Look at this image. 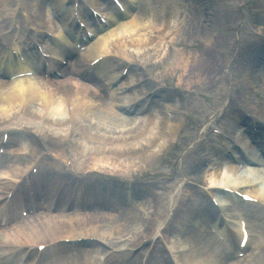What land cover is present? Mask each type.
Segmentation results:
<instances>
[{
	"label": "bare ground",
	"instance_id": "1",
	"mask_svg": "<svg viewBox=\"0 0 264 264\" xmlns=\"http://www.w3.org/2000/svg\"><path fill=\"white\" fill-rule=\"evenodd\" d=\"M3 1L11 2V0ZM91 2L96 7H101L99 0H91ZM48 5L49 4L47 3V0H36V8L33 16H28L26 14L28 17L27 22H30V25L35 26L36 28L48 27L51 30H53L51 25L54 22L60 25L67 23L68 20H66V16H62L60 19L57 17L58 8L60 5L54 4L53 0L50 1V13L53 15V20H47L45 22L43 17L45 13H48ZM14 9L15 8L9 9L10 14L14 12ZM82 14L86 24L90 25L91 20L88 19V15L84 12H82ZM143 15L144 14H141L140 16V19L142 18V20L145 19L142 17ZM119 18H121V16H119ZM142 20H139V25H132L133 20H131L116 26L115 19H113V28H110L109 31H107L102 36L97 37V41H104V45L95 48L90 46V48L87 49L82 56H77L74 59V66H72V70L65 71L67 77L63 80L34 82L33 80L24 79L18 80L14 83L0 82V130L6 129L13 124H17L19 119L23 116V113L26 112V126L28 131L30 130L35 137L39 138L41 134L47 130L46 134L49 135L51 140V142H49L43 139L42 142H38L35 141L32 136L24 135L27 141H29L28 143L35 142L42 150L52 153L54 152L58 156L64 157L67 134L78 126L77 117L75 119L74 115L82 113L85 115V119H83L84 122L83 127L81 128L80 138L83 140L82 143L86 146V152L84 154V152L80 150L83 144H75L74 149L72 150L74 158L78 157L81 159L85 157V160L91 161L93 166L95 165L94 162L96 161H100L102 164L106 165L105 163L111 164L109 163V160H112L118 164V167L127 165L125 169H128L129 166L135 167L134 163L137 159H140L141 162L143 161L144 164L150 160H154L168 147V143L171 141L174 134L177 133L180 122H174L175 119L171 120L170 118L166 117L161 109L151 110L148 106L144 108V103L140 107L141 111L146 112L144 120L140 121L136 127L131 128L128 127L129 122L127 120L120 118L119 115L110 109H104L105 97L108 100L114 95V91H112L113 95L111 94L106 96L109 88L111 89L110 84L114 78H116L121 73L122 67L130 66L131 63H134L138 53H141L138 55V57H141V60L144 59V62L142 63H147L148 60L146 57H143V52H149L152 55L155 54L160 48L159 46L165 42L164 36L168 34V32L169 35H172L167 20H163V22L159 24H151L150 26L144 25ZM7 27L8 26L4 24L1 25L0 29H6ZM141 31L143 32L141 33ZM147 32L152 33L153 36L148 38H146V36H142ZM124 35L128 36V39L124 40ZM174 35H180L179 28L174 30ZM253 40L255 43L259 41V39L254 38ZM46 46H49L48 43ZM220 47V44L215 46V48ZM208 48V54L203 57H196V62H194V65L190 67V69L194 68L191 71L195 74L193 75L191 73L190 78L197 79L198 82L201 79H205L204 77H200V71H202V69L208 68L209 59L214 54V50H212L211 46ZM50 49L53 50L59 48L53 47ZM131 51H135L137 54L134 55L131 53ZM64 53L71 55V52L65 49ZM256 53L257 52L254 51V49L250 50L248 54L243 53L240 56V65L255 66V64L258 62ZM110 54L118 56L123 62L120 64L113 62L108 63L109 61L105 60L103 61V64H99L97 66V68L102 69L100 75L101 81L97 80L90 74L84 75V78L86 79L84 80V83L81 87H76L74 85V75L80 76V65L87 64L97 56ZM175 56H178V58L176 57L174 59V70H180L182 74H185L184 72L186 71V66L183 64L186 63L187 65L190 64V62H187V60L183 62L185 56L179 52L178 55ZM220 61L221 59L219 60V63ZM138 64L141 63L139 62ZM138 64L136 67H138ZM257 67L258 71H261L259 65ZM235 68L230 70L237 76L238 70ZM135 73H137V71ZM261 74L264 78L263 71H261ZM137 75L138 74H136V76ZM136 76L133 75V73L127 75L124 81V87L120 88L121 93L128 97L129 102L135 101L137 97L144 96V92H140L138 89L134 91L131 89H126L127 86L139 82L137 79H135ZM89 86H91L92 90L89 89ZM207 86L208 84H206V88ZM186 87L192 88V85H188ZM192 92L193 88L191 91H187L188 96ZM121 93L120 95H122ZM180 96H186V92L180 94ZM52 101L55 103L54 107H52ZM144 101H146V99ZM50 103L51 105L49 106V111L51 112V117L44 123L43 127H40L38 122L35 123V121H39V116L42 115L44 110L48 109V105ZM30 105H35L33 111H31L30 108L28 109V106ZM137 106L139 105L131 108L130 111L135 110ZM260 106L261 105L250 107L245 102H242L241 104L239 101H237L232 107L234 112L238 114H247V116L250 118V124L243 125L240 123L236 124L233 121L231 122V133L237 134V143H239L243 149L246 148L249 150L250 148H253V146H256L260 143V139L256 138L259 137V135L253 136L251 134L252 129L247 127L259 125L256 123V121L264 120V114L262 112L264 111V97L262 108L259 110ZM62 109H64V113H62ZM119 110L124 114L129 113L125 112L124 108H120ZM96 111H98L97 114H95ZM252 114L255 117H252ZM63 115H65L66 118L65 116L63 117ZM87 115H89L91 120H95L93 124H91L92 122L89 124L86 118ZM234 117L235 116H233V118ZM99 123H103L105 128L102 126L99 127ZM259 126L262 127L261 125ZM115 128H117V131ZM20 143L21 139L19 140V138L16 140L11 138L7 143V154L12 153L11 159L13 162H9V164L2 165L0 167V190L7 189L10 186V180L20 177L23 174H27L26 171L30 168L33 159L39 156L38 148L29 149V151L27 150L29 153L27 152L26 156H19L20 151H24L28 148V145L25 146V144ZM226 149H228V147H226ZM226 149L224 151H226ZM231 150L233 153V146L231 147ZM7 154L5 157H7ZM5 157L0 160V165L2 161L5 160ZM240 159H242V157H240ZM221 160L223 159H220V161ZM235 160L238 161L237 159ZM220 161L217 159L215 165L217 166L220 164ZM78 168H80V166H78ZM234 169H236V167L230 168V172L227 173V176L224 178L225 180L229 179V177H235L237 175V171ZM53 173L55 175H62L64 180L61 182V180L55 176L52 181L49 180L46 186H42L40 179L42 190L40 189L39 194L43 202L47 201V203H51L53 199V196L51 198V195L53 192H55V190L57 191V185L62 186L63 192H70L72 190L76 192L78 187H83L81 184L82 182L73 183V180H68L66 182L65 179L68 177V175L64 170L62 171L61 167H58V170L53 171ZM253 173L256 174L255 179L264 178V171L262 173ZM40 174L41 176L43 175L42 172H40ZM218 177L219 174H215V178ZM85 179H87V177L83 178L82 181ZM244 181L245 179L239 180L237 182H231V185L237 186ZM254 193L264 201V186L263 188L254 191ZM93 195H95V199L99 197V195H101L103 198L116 197V192L110 190V187H102V189H98V192L96 190L90 189L88 196L93 197ZM183 202H188L189 205H192L193 208H195V212L203 219H209L214 215V210L207 205H202L198 200V196H194V198L191 196H185L181 198L178 202L180 208L177 211V214L181 212V206ZM44 204L45 203L42 204V207H46ZM113 204L121 206V202L118 200V197L114 199ZM109 208L114 211L116 210V208L112 206ZM253 209L254 210H245L246 213L244 211L248 223V229L251 232L246 248L253 246L257 251H255V253L248 254L243 260L244 262L242 264H260L264 257V211H258L256 208ZM132 211V209L126 210L123 213L125 214L124 218H127L128 216H132L134 218V213ZM186 211H189L188 208H186ZM162 213V210L158 211V215H161ZM120 219L122 220L123 218H117L112 214L97 213L93 218L88 219H77L75 217L62 219L59 216H50L47 219H34L31 223L17 222L14 223L15 226H13L14 224H11L12 226L8 225L9 227L11 226L10 229L9 227L6 229H0V264H4L8 257H10L12 254H15V252L21 248L29 250L28 246L30 247L31 245H45L55 241L58 242L59 240H75L88 237L98 239L104 238L105 232H103L101 229V224L118 222ZM195 223L196 224L193 226L194 230L189 231L188 236L191 237L192 243L197 247L198 250H200L204 264H219L218 259L227 260L229 257H231V255H228L229 252L227 251L232 248L231 243L226 244L224 249L219 248L223 245L215 242L208 235H202L203 229L200 224L201 222L196 221ZM114 226L115 228L112 229V232H114V235L116 234V236L119 238H121L123 234H129L132 228L126 222H118V224H115ZM148 227V224L144 226V230H142L143 234L148 230ZM150 228H152L151 225ZM234 230L235 232H233L231 238L236 239L235 241L237 243L238 235L236 228H234ZM136 239L137 235L134 236L132 241L135 242ZM127 247L130 248L132 246L128 245ZM134 247H136V245ZM64 249L65 247L63 246L62 251ZM75 254V258L79 255L84 256L86 255V251L76 250ZM21 255H23V251H21L20 254L15 257V259L19 260V256ZM34 255L35 253L32 251L29 262L33 259ZM45 259L48 260L47 255H45ZM59 259L60 256L58 254L57 260ZM72 261L73 260H66L63 262H57L55 264H75L72 263ZM92 262L83 264H91ZM237 263L238 262L230 264Z\"/></svg>",
	"mask_w": 264,
	"mask_h": 264
},
{
	"label": "rangeland",
	"instance_id": "2",
	"mask_svg": "<svg viewBox=\"0 0 264 264\" xmlns=\"http://www.w3.org/2000/svg\"><path fill=\"white\" fill-rule=\"evenodd\" d=\"M27 1V0H26ZM147 0H140V8L142 9L145 5V2ZM177 0H169V7L167 8L166 12L168 13V21L169 22H177L178 24H181L182 21V17L181 19L179 18L178 21H176V8H175V2ZM184 2H186V6L185 9L187 11L188 14H184V16H186L185 18V22L188 25H184V27L182 28V31L184 33H182V36L179 35H174V37H172L173 40H183V42L186 43L187 47H191L190 49L187 50H181V49H174V50H166V47L164 45L165 42H169L170 38L169 36L165 37V42L162 43L158 49V51L155 53V55H153V57L151 58V60L149 61V66L147 65V63L143 66V69L145 68L144 71H140V70H136L137 73L140 75V77L142 79H146V78H152L157 80V84L153 86V83H150L146 86V88H152V89H158L160 87H165L166 89H171L173 88V86L175 85V79H169V75L172 76V73L175 71L174 70V59L178 56V52L180 54H183L185 56V59H183V62L187 60V62H190V64L184 63L183 65L186 66V71L184 72L185 74H182L181 72V76H178V79L180 80L181 77V82L182 84L185 85H192V87H194L196 90L193 94L187 96H176L174 95V93H166V91H163L160 93V95H158V97H160L161 99L166 98V100H169V105L168 107H170L171 110H174V114L172 112H170L172 115L170 117V119L174 120V122H181V124L183 122H185V127H184V133H189V136H193V138L197 137L200 134V129L201 126L203 125L204 121L207 119L206 118V113L208 111H211L214 109V107H217L221 102L223 103V94L225 92L219 89L222 88H227L229 87V83H231V75L229 74L228 68H227V64L232 60V58H226L223 53L225 52L226 46L223 45V40H224V35L227 33V27L229 28V30L235 26L236 24H240L243 27H245L246 29H248L249 31H253L256 32V29L254 28V24L256 23V27L257 30H264V13L262 11H260L259 8L264 9V0H261V2H258V6L254 7V1L256 0H183ZM152 2L154 3V1L152 0ZM15 4V0L14 2H12ZM55 3H57V0L55 1ZM28 5H30V0L28 2ZM155 7V6H154ZM29 11H32V9H29ZM253 12H256L255 14ZM6 15L7 14H2L0 15V21H6ZM155 15V14H153ZM195 25V26H194ZM217 25V26H216ZM250 26V28H249ZM188 29H186V28ZM251 29V30H250ZM143 31H141L142 33ZM148 36H152V35H148ZM230 36V35H229ZM169 37V38H168ZM264 37V34H263ZM238 38V35L236 32H233V35L231 37V39L234 41ZM213 40V42H212ZM214 43V44H213ZM217 44H220L221 47L220 48H215V46ZM230 44H232V42L230 41ZM209 46H211L212 50H214V54L210 57L209 59V66L208 68L202 69V71H200V77H204L205 79H201L199 80V82L197 81V79H191L190 74L192 73L193 75H195L191 70L194 69H190V67L192 65H194L193 63L196 62V57H203L206 56L209 52ZM134 54H136L137 52H133ZM174 56V58H173ZM147 57V56H146ZM138 58V57H137ZM222 59V66H220V79L217 83H215V85L210 89L205 91L206 89V84L209 82L210 78L211 81L214 80L215 77H217V71L219 70L218 66H219V60ZM240 59H238L237 61V65L236 67L238 70V83L240 84V88L244 89L247 88L248 86H251L254 88L255 93H252L249 91V95L246 96L247 97V101H250L251 104L253 105H261L259 107L262 108V104H263V90H264V78L262 76H259L258 74H256L254 71H251V69L249 67H241L239 66V61ZM142 61V60H141ZM215 67V68H213ZM213 68V69H212ZM177 71V69H176ZM180 71V70H178ZM194 71V70H193ZM206 71V74H205ZM225 71V73H224ZM211 72V73H210ZM136 73V74H137ZM188 79H187V78ZM199 77V78H200ZM210 77V78H209ZM198 78V77H197ZM141 79V80H142ZM198 82V83H196ZM198 89V90H197ZM237 89L240 90L238 87H233V91L232 95H236L237 94ZM195 96V97H194ZM125 101V100H123ZM190 106V107H189ZM213 106V108H212ZM32 110H34L35 105L30 107ZM105 109V108H104ZM262 111V110H261ZM264 114V111H262ZM224 117V116H223ZM217 118V115L214 117ZM198 119V120H196ZM93 124L95 122V120L91 121ZM196 122H198L196 124ZM139 124V120L138 119H132L129 122V126L131 128L136 127ZM180 124V127H181ZM18 124H13L11 126H9V128H14L17 127ZM99 127H103L105 128V125L103 123H99L98 124ZM93 127V126H91ZM223 128H227L230 129L231 128V124L229 123L228 119L225 120V122L222 124ZM186 128L189 131H186ZM117 131V128H115ZM93 132V131H91ZM183 135H177L175 134L173 137V142H171V144L168 145V148L165 149V153L162 155H158L154 160H150L147 163H140L141 160L137 159L135 161V163H138L137 166L140 167V169H148L153 168L155 166H158L157 162L159 163V161L161 162V165L164 166V161L165 159H172L173 156H175L178 153L179 147L181 144L183 143H188L190 140L187 139H180L179 137L183 136ZM34 144L35 147H37V144L32 142ZM176 146L172 147L174 144H176ZM212 144V143H211ZM210 144V141L207 140L199 145L194 146L193 148L187 149L184 151V156H183V160L184 158H189L187 160V162L189 164H187V166L190 165H194L196 163V161L198 159H202L205 160L203 158V154L205 151V148L207 146L211 147L212 145ZM33 146L32 144L29 143L28 145ZM82 149H84V145L81 146ZM86 149V148H85ZM40 154L43 153V156H46V158L48 159L49 157L47 155H50L52 153H47L43 150H39ZM42 156V155H41ZM162 156V157H161ZM161 157V158H160ZM160 159V160H159ZM112 165H107L106 167L110 168V172H112V170H116L115 167L116 165H113V163H116L112 160H109ZM77 163V162H76ZM126 163V162H125ZM62 167L65 170H70L72 171V166L71 168L68 167V163H66L65 166V161H62ZM131 167V166H130ZM133 168L129 169V172H127L126 170H122L123 172L125 171V173H123L125 175V177H127L128 175H131L133 173ZM210 167H205L204 172L203 173H199V172H195L193 173V176H201V180L203 181L208 180V174L209 172L207 170H209ZM44 169H48V166L46 165L44 167ZM133 170V171H132ZM132 171V172H131ZM118 173V172H117ZM121 174V173H118ZM172 181H167L165 182V185H170V190L167 191L165 196H160L163 194V190L160 188H154L153 190H151V193H148L144 187L142 186V184H140L141 182H151L153 181V179L151 178H145V177H140V176H136L134 178H129L131 181L130 187L135 189V192H139V196L142 199H147L150 200L149 203V207L150 209H148L147 207H138L137 205H133L132 207L135 208V212L136 214L138 213V215L136 216V219L132 222L129 223V225L133 226V230L131 228V231L129 232V234H123L121 236V238L119 237H115L114 241L115 242H120L119 245H121L122 247H126V245L131 244L133 238L135 235H137V241L141 242V244L138 245L137 249L135 248L134 253L136 252V250L139 252L138 254H135L129 264H132L133 262L135 264H140L139 263V258L145 256L144 254V249L147 246V244L144 245L143 242H146V240H148L150 238V236H152L153 234L151 233V229H149L146 233H144L143 235L141 234V231L143 229L144 226H146V224H151L153 222H149L146 223L149 219H144L146 217V210L148 209L147 212L152 213V211H156L157 209V205L160 203L163 205H166L168 199L170 196H172L177 188V185L180 182L181 176L179 174V170L176 167H173L170 169V174ZM53 176V174H52ZM45 177V176H44ZM190 178V176H188ZM45 179H48L45 177ZM51 179V177H50ZM127 179V178H126ZM190 184L187 186V191L189 192H201V190L199 189L200 187L198 186L197 183L192 182L191 183H187ZM132 196V200H136L138 199V197H136L135 194H131ZM204 198L206 199V195L204 196ZM141 199V200H142ZM133 202V201H131ZM160 202V203H159ZM237 206V205H236ZM258 208V207H255ZM248 210V208H247ZM121 222V221H120ZM185 223V222H182ZM143 225V226H142ZM174 225V224H173ZM203 226V225H202ZM106 234L105 238H101L103 240H106L107 238V234H109V231H104ZM175 237V240L177 237H179L178 235H176V233H174V235H170ZM187 240V238L185 239ZM48 241V239H47ZM104 242V241H103ZM91 243V242H90ZM80 248H82V250L86 251V255H79L77 260H74L75 264H83V263H90L92 262V260L94 259V261L91 264H97L99 260H102L103 258L98 254V252L96 251V249H98L97 247H90V246H84L81 247L82 244L80 243L79 245ZM97 246L99 247H103L100 244L97 243ZM158 246V250L157 251H153V253L151 254V258L149 260V264H167V260L165 258V254L164 251L162 249V246H160L159 244H157ZM141 247L143 249H141ZM70 250V249H68ZM73 249H71L70 251L72 252ZM176 251H180L182 250L180 245H177L175 247ZM252 252V251H250ZM255 253V252H253ZM110 254V251H109ZM108 254V255H109ZM252 254V253H250ZM71 255V254H70ZM111 264H116V260L119 259V257H114V258H110ZM263 260L264 257L262 259V261L260 262V264H263ZM80 262V263H78ZM122 264H126L125 262Z\"/></svg>",
	"mask_w": 264,
	"mask_h": 264
}]
</instances>
